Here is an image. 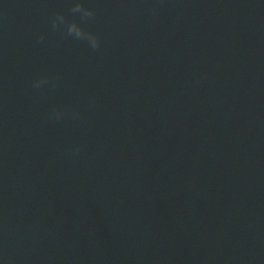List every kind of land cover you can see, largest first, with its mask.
<instances>
[{"label": "water", "instance_id": "water-1", "mask_svg": "<svg viewBox=\"0 0 264 264\" xmlns=\"http://www.w3.org/2000/svg\"><path fill=\"white\" fill-rule=\"evenodd\" d=\"M73 2L0 0V264H264V0Z\"/></svg>", "mask_w": 264, "mask_h": 264}, {"label": "clouds", "instance_id": "clouds-1", "mask_svg": "<svg viewBox=\"0 0 264 264\" xmlns=\"http://www.w3.org/2000/svg\"><path fill=\"white\" fill-rule=\"evenodd\" d=\"M70 12L72 14H79L81 21H88L95 18V11L92 8L86 7L81 0H74L71 5ZM51 28L53 31L64 30L65 35L72 37L76 40L86 41L87 44L93 50H98L100 48V39L99 37L91 32L86 30L82 24L78 23L75 19L69 20L65 17L63 13H57L51 18ZM40 41H43L45 37L40 36ZM57 77H40L33 81L32 87L36 89L42 88L44 85L51 83L53 86ZM65 113L61 109H53L49 114V119L60 120L64 117ZM78 113H73V117H78ZM80 151L79 147L72 150L73 154H78Z\"/></svg>", "mask_w": 264, "mask_h": 264}]
</instances>
